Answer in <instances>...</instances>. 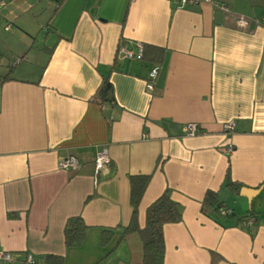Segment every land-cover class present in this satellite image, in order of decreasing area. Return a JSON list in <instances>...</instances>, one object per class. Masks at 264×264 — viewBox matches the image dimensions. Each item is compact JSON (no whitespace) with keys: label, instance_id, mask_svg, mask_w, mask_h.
Masks as SVG:
<instances>
[{"label":"crops","instance_id":"crops-1","mask_svg":"<svg viewBox=\"0 0 264 264\" xmlns=\"http://www.w3.org/2000/svg\"><path fill=\"white\" fill-rule=\"evenodd\" d=\"M197 1L178 8L171 0H7L0 8V251L10 264L27 253L36 264L48 256L140 264L138 233L122 235L136 174L150 176L139 227L164 192L181 207V220L162 227V264H264V204L246 212L248 198L225 186L229 170L230 181L258 189L250 201L264 200L256 197L264 192V0ZM134 41L162 50L151 92L153 65L119 51ZM106 77L113 103L96 93ZM230 119L236 126L226 136L221 125ZM189 122L203 131L185 135ZM102 148L110 162L95 174ZM69 155L78 168L59 169ZM207 190L233 211L221 217L230 225L202 212ZM74 216L87 229L81 244L66 246Z\"/></svg>","mask_w":264,"mask_h":264},{"label":"trees","instance_id":"trees-1","mask_svg":"<svg viewBox=\"0 0 264 264\" xmlns=\"http://www.w3.org/2000/svg\"><path fill=\"white\" fill-rule=\"evenodd\" d=\"M143 59L152 66L160 62L162 50L160 48L144 45ZM97 95L102 102L113 103V87L109 79L104 78L97 90ZM150 181V176L146 174L129 175L130 185V205L132 214L128 226L123 229L122 235L128 232H137L142 242V256L140 264H162L164 254V242L162 227L165 223L179 222L182 218L180 205L170 199L164 192L157 197L146 209V220L144 227H139L137 223V211L140 200ZM225 186L238 194L241 184L232 182L229 179V170L226 172ZM220 208H226L217 191L207 190L201 203L203 213L214 217L223 226L230 225L222 220L221 217L233 216V211L229 209L227 215L219 213ZM251 212L248 216H251ZM245 217H238L241 221ZM246 222V221H245ZM87 226L80 216L70 217L64 228V242L66 246H76L82 243ZM110 236L109 230L102 232V242H106ZM46 264H62L61 257L48 256Z\"/></svg>","mask_w":264,"mask_h":264},{"label":"built area","instance_id":"built-area-1","mask_svg":"<svg viewBox=\"0 0 264 264\" xmlns=\"http://www.w3.org/2000/svg\"><path fill=\"white\" fill-rule=\"evenodd\" d=\"M130 1H133V0H130ZM171 1L178 8L184 7L185 5L189 3L196 4L198 2L197 0H171ZM206 1H212V0H206ZM6 2L7 0H0V8L5 6ZM59 3L60 2H57L56 6H58ZM215 5L218 6L224 13L233 14V12L229 9L228 6L224 4H219V3H215ZM234 18L238 26L240 27L246 26L247 22L243 16L234 15ZM262 22H264V18H262ZM10 26H11L10 22L6 23L4 26V29L8 30ZM143 46L144 45L142 42H137L134 45V47H129L127 44L123 43L119 46V51L122 53L124 57L128 59H142L143 54H144ZM20 60H21V57H18V56L13 57L14 63ZM157 73H158V65H154L149 69L148 77L145 80L146 91L151 92L153 90L154 81L157 77ZM235 126H236L235 120L230 119V120L222 122L221 129H222V132L226 136H230L234 132ZM182 131L187 136H194V135L201 133L203 130L197 123L189 122L182 126ZM226 150L227 151L233 150V147L230 143L227 144ZM109 162H110V157H109L107 149L102 148L98 150L94 157V173L95 174L99 173L102 169H104L108 165ZM78 166H79V162L77 158L73 155L62 157L57 162V167L59 169L75 170L78 168ZM228 212H229V209H226V208L219 209V213L222 216L227 215ZM251 223H252V218H248L246 220V224L250 225ZM11 261H12V255L7 251L1 250L0 251V264H10ZM22 264H36V257L32 253H27Z\"/></svg>","mask_w":264,"mask_h":264},{"label":"rangeland","instance_id":"rangeland-1","mask_svg":"<svg viewBox=\"0 0 264 264\" xmlns=\"http://www.w3.org/2000/svg\"><path fill=\"white\" fill-rule=\"evenodd\" d=\"M54 7H56V4H55V6L50 5V11L51 12L54 10ZM137 42H139V41H134L135 44ZM262 193H264V192H260L258 195H256V197L261 199L262 197H264V194H262ZM234 199H237V197L235 196ZM232 201H233L232 198H230L229 200L228 199H225L226 204L228 206H231V207H232ZM262 204H264V200L258 201L257 199H255L253 202L250 201V203H249L248 199H246V212H247V208L249 206H251L252 208H258V206L259 205H262Z\"/></svg>","mask_w":264,"mask_h":264},{"label":"water","instance_id":"water-1","mask_svg":"<svg viewBox=\"0 0 264 264\" xmlns=\"http://www.w3.org/2000/svg\"><path fill=\"white\" fill-rule=\"evenodd\" d=\"M239 192L241 195L246 196L250 202L252 195L256 194L258 192V189H251L248 187H242Z\"/></svg>","mask_w":264,"mask_h":264}]
</instances>
